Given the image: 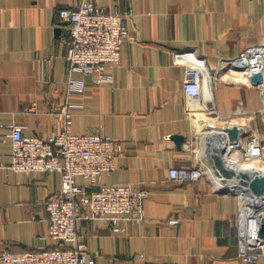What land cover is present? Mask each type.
Here are the masks:
<instances>
[{
	"label": "crops",
	"instance_id": "crops-1",
	"mask_svg": "<svg viewBox=\"0 0 264 264\" xmlns=\"http://www.w3.org/2000/svg\"><path fill=\"white\" fill-rule=\"evenodd\" d=\"M80 1L0 0V246L11 251L68 245L48 233L43 203L59 188V172L11 169L7 133L11 122L22 124L25 135L43 138L59 131L69 27L57 8ZM93 1L123 11L129 36L118 62L105 67L112 78L94 83L85 76L83 93L71 96L82 102L72 115V130L121 141L122 151L112 170L101 173V182L148 188L141 223L119 218L120 228L113 230L102 218L88 216V205L80 208L78 233L94 264H264V243L254 263L238 254L236 228L240 206L253 233L264 203L259 217L246 216L245 203L256 197L225 190L202 155L205 135L216 133L218 124L235 123L238 139L229 142L225 159L264 172V160L247 159L240 149L250 134L264 142L258 87L228 65L249 44L264 41V0ZM186 52L205 63L198 99L181 87L184 68L193 62ZM208 124L212 130L204 129ZM193 162L202 167L201 176L169 178L171 164ZM75 181L84 179L76 175Z\"/></svg>",
	"mask_w": 264,
	"mask_h": 264
},
{
	"label": "built area",
	"instance_id": "built-area-1",
	"mask_svg": "<svg viewBox=\"0 0 264 264\" xmlns=\"http://www.w3.org/2000/svg\"><path fill=\"white\" fill-rule=\"evenodd\" d=\"M57 11L69 27L65 51V94L56 112L62 122L61 127L59 131L41 138L35 134H23V125L11 122L7 135L11 140V169L26 174L33 170L59 172V188L45 197L43 203L47 211L48 233L59 241L68 242V245L26 251H11L0 246V264H94L93 255L85 249L78 233L77 217L83 205L89 206L88 216L102 218L113 230L120 228L117 225L119 218L136 223H141L144 218L142 199L148 193L147 187H134L129 181H100L101 173L112 170L117 155L122 151L121 141L108 133L72 130V115L82 108V102L71 96L83 93L85 76L90 75L94 83L112 78L105 67L108 63L118 62L122 40L129 36L125 13L93 0H81L71 7L60 6ZM186 53L193 62L184 68L181 87L188 97L198 99L205 63L201 58ZM228 60L230 66H243L242 69L234 68L243 71L247 80L250 70L262 72V81L254 85L258 87V109L264 122V41L249 44ZM210 77L208 73L209 84ZM28 109L33 107L30 105ZM240 149L247 159L264 156V142L258 133L247 136ZM201 174L202 167L195 162L171 164L168 168L170 179H196ZM76 175L84 181H75ZM237 213L238 254L254 263L260 253V244L255 237L256 226L255 231L249 233L246 223L241 221L240 206Z\"/></svg>",
	"mask_w": 264,
	"mask_h": 264
},
{
	"label": "water",
	"instance_id": "water-1",
	"mask_svg": "<svg viewBox=\"0 0 264 264\" xmlns=\"http://www.w3.org/2000/svg\"><path fill=\"white\" fill-rule=\"evenodd\" d=\"M61 28L57 26L56 31ZM230 66V64H228ZM233 67L243 68L242 65H232ZM231 66V67H232ZM248 78L252 83L261 82L263 79L262 72L260 70H250ZM206 104L211 106L213 103L210 99H207ZM221 133L228 136L230 142H237L238 133L237 125L223 124L220 130L216 133H210L205 135L202 145L203 158L206 164L210 167V174L216 182L219 184L227 185L225 190L245 191L257 198H264V172L257 168L249 166H238L230 164L225 155H227L229 149L227 148V142L220 140ZM177 140L182 138V135L174 134ZM228 185H233L235 188H230ZM256 239L264 243V217L260 218L256 225Z\"/></svg>",
	"mask_w": 264,
	"mask_h": 264
},
{
	"label": "rangeland",
	"instance_id": "rangeland-1",
	"mask_svg": "<svg viewBox=\"0 0 264 264\" xmlns=\"http://www.w3.org/2000/svg\"><path fill=\"white\" fill-rule=\"evenodd\" d=\"M209 115V114H207ZM211 116V114L209 115ZM216 118V117H215ZM262 160H264V157L256 160L258 163L259 161L261 162ZM260 200H258V202H255L253 199H248V206L249 208H247V206H244L245 208V215L249 216L251 218H257L259 217L260 214V210L258 208V204H259ZM263 208L261 209L262 211L264 210V205L262 206Z\"/></svg>",
	"mask_w": 264,
	"mask_h": 264
},
{
	"label": "bare ground",
	"instance_id": "bare-ground-1",
	"mask_svg": "<svg viewBox=\"0 0 264 264\" xmlns=\"http://www.w3.org/2000/svg\"><path fill=\"white\" fill-rule=\"evenodd\" d=\"M232 70H234V69H232ZM238 73L240 72V71H238V70H236ZM202 86H203V83H202ZM207 99H212V97H211V95H209L208 94V96L206 97ZM220 128H221V124H218V125H216L215 126V129H216V132H218V130H220ZM204 129H206V130H208V129H210V130H212L211 129V125L210 124H208V126H205V128ZM199 132V131H198ZM200 133V132H199ZM222 137V138H221ZM220 139H222L221 141L222 142H226V140H228V136L226 135V134H224V133H221V135H220ZM229 140H228V142H227V148L229 149V151L231 150V148H230V145H229ZM228 151V152H229ZM258 200H260V202H259V204H262V203H264V198H255V202H258ZM258 204V205H259ZM245 206H247V208H249V206H248V200H247V202L245 203ZM243 208H242V212H241V221L243 222ZM256 225H257V223H256ZM255 225V226H256Z\"/></svg>",
	"mask_w": 264,
	"mask_h": 264
}]
</instances>
